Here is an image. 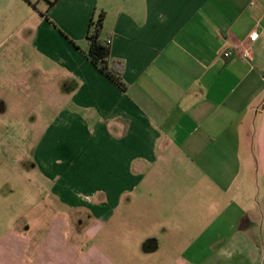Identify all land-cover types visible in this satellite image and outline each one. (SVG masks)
<instances>
[{
    "label": "crops",
    "instance_id": "obj_1",
    "mask_svg": "<svg viewBox=\"0 0 264 264\" xmlns=\"http://www.w3.org/2000/svg\"><path fill=\"white\" fill-rule=\"evenodd\" d=\"M100 10L126 92L84 53ZM39 76L55 79L42 93L74 80L68 105L87 111L75 120L71 163L87 162L77 173L90 194L76 196L90 226L56 216L37 245L10 231L0 264H224L239 251L259 264L264 0H0V143L10 135L13 148L6 99ZM47 141L35 157L52 150Z\"/></svg>",
    "mask_w": 264,
    "mask_h": 264
},
{
    "label": "rangeland",
    "instance_id": "obj_2",
    "mask_svg": "<svg viewBox=\"0 0 264 264\" xmlns=\"http://www.w3.org/2000/svg\"><path fill=\"white\" fill-rule=\"evenodd\" d=\"M63 81L67 87L59 93L52 94L53 90L42 93L39 90L42 84L51 87L55 79L35 77L22 84L13 95L9 94L10 100L6 99L9 106L2 117L13 122L14 140L13 148L8 143L10 135L0 143V240L12 231L11 235L19 234L26 242L37 245L43 231L49 229L50 221L56 216L57 224L67 221L84 233H87V226L89 229L90 208L76 196L77 193L90 194V190L81 189L90 187V182L77 173V170L87 169V162L85 158L79 161L75 158L73 163L78 164L77 167L71 163L75 150L72 136L81 131L75 120L77 116L84 117L87 111H76L68 105L72 96L69 89H75L72 87L74 80L63 77ZM55 96L61 98L59 102ZM1 128L6 136L9 126L1 125ZM22 135H29L30 140L26 141L25 137V142L21 141ZM45 135L48 136V149L52 150L45 157H35V147ZM55 135L58 136L57 141L63 140L61 151L54 150ZM39 171L47 173L44 183L39 182L35 175ZM256 209L259 211L255 222V242L261 252L259 264H264V213L260 211L262 207ZM81 217H85L84 221ZM224 261V264H247L249 258L246 252L239 251Z\"/></svg>",
    "mask_w": 264,
    "mask_h": 264
},
{
    "label": "trees",
    "instance_id": "obj_3",
    "mask_svg": "<svg viewBox=\"0 0 264 264\" xmlns=\"http://www.w3.org/2000/svg\"><path fill=\"white\" fill-rule=\"evenodd\" d=\"M106 13L100 10L89 25L86 40L87 48L84 51L94 66L114 83L121 91L128 90L123 78V64L111 57V42L104 39V22Z\"/></svg>",
    "mask_w": 264,
    "mask_h": 264
},
{
    "label": "built area",
    "instance_id": "obj_4",
    "mask_svg": "<svg viewBox=\"0 0 264 264\" xmlns=\"http://www.w3.org/2000/svg\"><path fill=\"white\" fill-rule=\"evenodd\" d=\"M257 36H258V34H252L251 35V39L252 40H255L257 38ZM109 42H111V41L109 40ZM229 55H231V53ZM242 57L245 58V59H250L251 58V55H250L249 52H243L242 53Z\"/></svg>",
    "mask_w": 264,
    "mask_h": 264
}]
</instances>
